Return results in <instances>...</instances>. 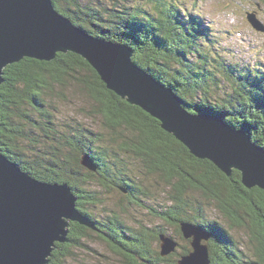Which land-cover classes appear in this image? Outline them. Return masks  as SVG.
<instances>
[{
  "label": "trees",
  "instance_id": "16d2710c",
  "mask_svg": "<svg viewBox=\"0 0 264 264\" xmlns=\"http://www.w3.org/2000/svg\"><path fill=\"white\" fill-rule=\"evenodd\" d=\"M52 2L57 12L90 36L131 47L134 63L173 89L190 113L223 117L229 127L244 132L264 150V62L260 60L254 69L249 62L227 64L211 42L210 36H215V41L220 36L216 23L205 20L193 5L182 0H108L104 5L91 0L83 13L85 8L77 0ZM255 3L256 10L264 8V0ZM76 9L78 15L73 12ZM205 39L213 50L211 44L205 49ZM69 62L78 68H67ZM56 66L58 73L52 71ZM4 79L0 86V151L31 177L68 185L77 198L76 208L94 224L90 228L71 221L69 245H81L78 238L96 235L121 256L122 264H179L193 252L191 240L182 231L181 225L186 223L200 226L210 235L204 242L210 264H264V191L246 187L238 171L227 177L211 162L191 155L157 120L108 90L83 58L73 53H59L50 62L25 58L8 66ZM72 90L87 100L88 109L78 108L80 115L93 119L87 126L73 115L64 126L59 122L56 104L73 103L69 97ZM32 126L45 136L33 137ZM123 130H132L134 137L128 138ZM14 134L22 138L23 145L13 139ZM36 145L45 150L37 151ZM31 148L39 154L33 160L31 156L36 155ZM85 158L95 170L84 166ZM132 161L135 164L130 167ZM130 169L135 179L126 175ZM161 185L164 188L160 190ZM88 186L97 188L90 192L85 189ZM99 188L116 193L123 203L146 207L164 225L175 227L185 243L179 241V248L163 255V235L178 243L168 226L141 222L134 226L115 211L102 213L98 219L101 212L90 213L85 207L91 205L95 210L96 203H110L111 199L99 196ZM157 188L169 196L171 204H163L165 208L144 202ZM89 199L91 204L85 202ZM212 208L219 218L208 217ZM242 230L253 255L237 248L234 232ZM56 245L49 264H56L57 256L66 253L64 245Z\"/></svg>",
  "mask_w": 264,
  "mask_h": 264
},
{
  "label": "water",
  "instance_id": "95a60500",
  "mask_svg": "<svg viewBox=\"0 0 264 264\" xmlns=\"http://www.w3.org/2000/svg\"><path fill=\"white\" fill-rule=\"evenodd\" d=\"M248 20L264 32L255 14ZM58 53L85 59L108 90L157 120L191 155L211 162L227 177L238 171L246 187L264 191V150L219 117L183 110L171 88L134 63L131 48L82 33L57 12L52 0H0V84L8 65L25 58L50 62ZM76 202L68 185L41 182L0 151V264H49L56 243L71 241V221L94 228ZM181 226L193 252L179 264H210L204 243L209 234L199 226ZM161 239L163 255L178 246L171 237Z\"/></svg>",
  "mask_w": 264,
  "mask_h": 264
},
{
  "label": "rangeland",
  "instance_id": "374dc122",
  "mask_svg": "<svg viewBox=\"0 0 264 264\" xmlns=\"http://www.w3.org/2000/svg\"><path fill=\"white\" fill-rule=\"evenodd\" d=\"M77 1H78V4L80 7L85 8L83 10V13H84V11L87 10L86 3L91 1V0H77ZM98 1L102 2L103 5H104V3L108 2V0H98ZM131 1H133V0H131ZM182 2H184L185 4L187 3L189 5H193L195 10H198L203 14V18H205V20L212 21V22L216 23L217 29L220 31V36H219V39H217L216 41H215V39H216L215 36H213V35L210 36V38L212 40L211 42L212 43L215 42L216 52L219 54V56L224 61H226L227 64L231 63L232 61H236V62L241 61L243 63L249 62L248 64H250V67L254 69L255 66L257 67V65H260L259 64V63H261L260 60H262V62H264V32L254 29L252 27V25L250 24V22L248 21V15L249 14H255L254 13V10H255V11H257V13L255 14L256 17L258 16L259 19L264 22V8L261 10L260 9L256 10L257 4L255 3V0H182ZM109 3H106V4H109ZM77 11H79V10H77V9L73 10V12H76V13H77ZM77 15H78V13H77ZM84 15L87 17L89 14L87 13V15L86 14H84ZM90 16H93V13L90 14ZM83 18H84V16L82 14L81 20H83ZM221 32H222V36H221ZM94 38H97V37H94ZM204 42L207 43L205 49L208 47V45H210V44L212 45V43L209 42V40H207V39H205ZM129 48H131V47H129ZM213 49L214 48L212 45V50ZM221 49H222L223 54L220 53ZM131 50L133 52V55H132V59H133L134 51L132 48H131ZM58 55H59V53L57 54L55 59L58 58ZM67 64H68L67 68H74V69L78 68L72 62H69ZM261 64L264 66V63H261ZM10 65H12V64H10ZM10 65H8V66H10ZM52 71H54L55 73H58L57 66L55 68H53ZM79 78L81 79L82 76H79ZM3 79H4V75H3ZM4 82H5V79H4ZM2 84H0V86ZM76 91L77 90L69 91V93H70L69 97H71V100L73 101V103L72 102H66L65 103L64 101H61V102L59 101L56 104L57 111H59L58 119H59V122L61 121V124L63 126L67 122L66 120L71 121L70 120L71 115H73L76 118L77 122H79L85 126L89 125V123L91 121L94 122L93 119H91V120H90V118L86 119L84 116L79 114L78 108L82 109V107H83L84 109H88V106H85V105H87L86 104L87 100L83 96V94L78 93ZM70 103H72V104H70ZM28 105L29 104H26V107ZM71 106H75L76 110L72 111ZM27 110H29V109H27ZM66 112L69 114H67ZM204 114L211 116L208 113H204ZM192 115H198V114L193 113ZM12 117L14 120H17L16 118H18L17 116H15V117L12 116ZM214 117H219L221 120L224 119L223 117L216 116V115ZM14 122L19 123V121H14ZM223 122L226 123L224 120H223ZM121 127L123 128V126H121ZM32 130H33V133L31 132L32 136L33 135H36V136L39 135V137H41V135L43 137L45 136V132L40 133L38 131V129H35L34 127L32 128ZM124 132H125V134H128V138L134 137L132 130L124 131ZM39 137H36V139L39 140ZM13 139L17 140L18 145L24 144L22 138H20L19 136L15 135L13 137ZM35 143H37V142H35ZM35 148L37 151H39V150L44 151L45 150L40 145H38V146L36 145ZM30 152L32 154L36 155V156H31V160H33L37 156H39V154L37 152H34L32 150V148H31ZM3 155L6 156L5 154H3ZM122 156L125 158L124 159L125 161H129L125 155L122 154ZM42 161H44V160H42ZM83 164H84V166H86L87 168H90L91 170L96 169L94 164L89 163V165H88V163H86L85 160H84ZM129 164H130V167H133L135 162L132 161V162H129ZM126 175L129 177H132L134 179L136 177V175L132 169L126 170ZM96 188L92 187V186H90V187L88 186V188H85V189L91 192V191H93V189H96ZM163 188L164 187H162V185H161L160 190ZM160 190H159V188H157V191H152L154 193L152 196L153 198L149 197L150 200L144 201L147 206H153L157 209H160L161 206L164 207L163 204H169V205L171 204L169 202V198H168L169 196L167 194H165L164 191H160ZM98 191H100L99 192L100 197L103 195V198L111 199L110 203H108L106 205H97L98 203H96V205H95L96 209L95 210L94 209L92 210L91 205H87L85 207L90 213L96 212L98 214V212H101V213H99L98 219H101L100 214H102V213L105 215H108L106 213H108L110 211H115L117 213H122L125 217L128 218L127 221L131 225H134V226L140 225V222L145 224V225H150V226H153V225L168 226V225L163 224L165 222H163L160 219L152 216L150 211L148 209H146V207H145V209H142L139 206L134 207V203L133 202L129 203V201H126L123 203L119 200L118 197H116V195H115L116 193H112V194L109 193L108 194L107 192L102 191L101 188H99ZM194 195H198V194L195 193ZM84 198H88V196H84ZM195 198H198V196H195ZM85 202L88 204L92 203V201H90V199L86 200ZM125 206L127 208H125ZM212 209H210V211H209L210 216H208V217L210 219L219 218L218 213L216 214V210L214 208H212ZM218 221L221 222L222 220L220 221V219H219ZM221 223L224 225L223 222H221ZM168 227L171 229V230H169V228H168V230L170 231L169 233L172 235V232H173L175 234V236H177V239H178V246L177 247L179 248L181 243H183V244L185 243L184 240H182L180 238V236L177 235L175 227H170V226H168ZM234 238L238 242L237 248L239 250H243L247 254V256L253 255L251 250H250L249 245L245 244V242L249 241V240H247L248 237H247L244 230L235 231L234 232ZM78 240L81 241L80 242L81 245H78V246L69 245L70 244L69 242L61 243L62 245H64L66 253L60 252L61 254L64 253V255L63 256H61V255L57 256L56 264H122L121 256H119L117 253L112 252L111 248L105 242L101 241L96 235H92L89 238L84 239V240H80V238H78ZM179 241H181L180 244H179ZM56 255H59V254H56Z\"/></svg>",
  "mask_w": 264,
  "mask_h": 264
},
{
  "label": "bare ground",
  "instance_id": "6f19581e",
  "mask_svg": "<svg viewBox=\"0 0 264 264\" xmlns=\"http://www.w3.org/2000/svg\"><path fill=\"white\" fill-rule=\"evenodd\" d=\"M80 31L82 32V33H87L88 35H89V33L87 32V31H85L84 29H80ZM147 75H149L150 77H152L153 75H151L149 72H147V71H145V70H143ZM154 79H156V78H154ZM158 83H160L161 85H163V86H165L164 84H162L159 80H156ZM169 88V87H168ZM172 93L176 96V97H178L179 98V100H180V104H181V106L183 107V110H187L186 109V107H185V104H184V101L182 100V98L177 94V93H175L174 92V90L172 89ZM184 104V105H183ZM8 158V157H7ZM9 159V158H8ZM10 160V159H9ZM11 161V160H10ZM16 164V163H15ZM25 172V171H24Z\"/></svg>",
  "mask_w": 264,
  "mask_h": 264
}]
</instances>
